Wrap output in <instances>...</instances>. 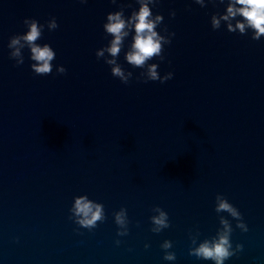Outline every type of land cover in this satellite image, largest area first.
I'll list each match as a JSON object with an SVG mask.
<instances>
[{
  "label": "water",
  "instance_id": "95a60500",
  "mask_svg": "<svg viewBox=\"0 0 264 264\" xmlns=\"http://www.w3.org/2000/svg\"><path fill=\"white\" fill-rule=\"evenodd\" d=\"M118 3L132 6L126 16L137 7ZM204 3L150 5L163 17L158 33L174 36L165 61L143 69L124 60L129 37L116 58L132 73L122 84L112 57L96 56L111 40L105 17L119 10L109 0H0V264H214L190 252L216 240L222 220L234 253L224 264H264V40L223 21L213 31L226 0ZM25 19L43 25L35 43L56 53L47 76L31 72L26 45L11 56ZM154 63L172 79L142 82ZM80 196L103 206L94 228L72 214ZM218 197L242 220L217 212ZM161 212L168 227L156 231Z\"/></svg>",
  "mask_w": 264,
  "mask_h": 264
},
{
  "label": "clouds",
  "instance_id": "9594fccd",
  "mask_svg": "<svg viewBox=\"0 0 264 264\" xmlns=\"http://www.w3.org/2000/svg\"><path fill=\"white\" fill-rule=\"evenodd\" d=\"M77 2L84 4L87 0H77ZM191 2L202 8L206 7L204 0H191ZM218 2L219 4H224L225 0H218ZM109 3L116 5L119 10L106 15L102 30L105 35L111 37V40L106 48L96 53V56L98 58L102 57L107 52L112 57V59L105 61L112 66L111 76L118 78L122 84H127L132 73L128 72L126 75L116 60L124 47L125 41L131 37L128 50L124 56L125 62L132 69H143L146 62L154 57L159 63L165 61V57L162 55V46L171 43L174 33L168 32L166 27L162 30L163 34L158 33L156 30L160 26L163 17L159 14L153 15V8H150V5L158 6L160 0H135L137 7L131 10L127 16L125 15V8H131V5H120L118 0H109ZM168 15L172 19L176 13L175 11H169ZM221 21L224 22L225 31L230 34L235 33L240 36L249 34L250 39L253 41L264 40V0H226V7L222 13H214L210 16L211 29L213 31L220 29ZM23 24L26 26V31L22 35L12 38L8 45V47L14 49L11 56L13 58L20 57V48L26 45L30 51V60L34 61L29 66L31 72L36 76L51 74V62L55 59L56 53L47 44L41 47L35 43L41 37L43 25L34 19H25ZM47 27L49 30L57 29L58 25L55 18H51L47 22ZM21 41L24 43L21 44ZM18 45L19 47H17ZM22 64L23 60L21 58L16 61L15 65L19 66ZM158 64L149 65L146 72L141 73V75L146 77V79L141 80L142 82L159 81L163 84L172 79L173 74L171 72L163 76L158 75ZM65 71L64 67L57 69L60 75H63ZM217 199V212L225 211L232 217L242 220L236 208L219 197ZM71 211L73 216L78 217L76 223L83 228H94L96 222L104 218L103 206L89 201L85 196L75 198ZM166 219V214L163 212L152 219V222L157 226L156 231L168 227ZM115 221L118 225H124L123 211L116 214ZM221 223L224 226V231L219 233L218 238L211 243L205 241L200 244L199 247L190 252L191 255L203 260H212L214 264H224L226 260L233 256L234 253L231 251L232 246L229 240L231 229L226 221L222 220ZM237 227L244 232L248 230L244 223L238 224ZM118 235H124V233H118ZM116 243L118 244L119 242L117 241ZM162 247L167 249L171 247V244L170 242H165ZM237 250H241V245H237ZM164 259L174 260L175 256L174 254H168Z\"/></svg>",
  "mask_w": 264,
  "mask_h": 264
}]
</instances>
